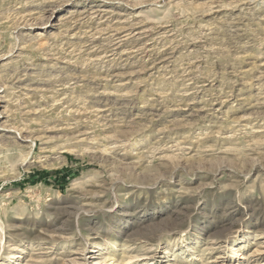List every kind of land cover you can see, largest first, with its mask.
Here are the masks:
<instances>
[{
	"label": "rangeland",
	"instance_id": "rangeland-1",
	"mask_svg": "<svg viewBox=\"0 0 264 264\" xmlns=\"http://www.w3.org/2000/svg\"><path fill=\"white\" fill-rule=\"evenodd\" d=\"M0 264H264V0H0Z\"/></svg>",
	"mask_w": 264,
	"mask_h": 264
}]
</instances>
